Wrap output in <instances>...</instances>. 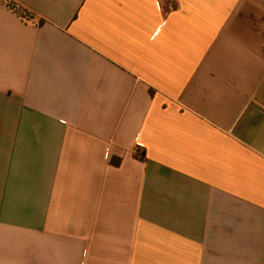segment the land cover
<instances>
[{
    "label": "crops",
    "instance_id": "obj_1",
    "mask_svg": "<svg viewBox=\"0 0 264 264\" xmlns=\"http://www.w3.org/2000/svg\"><path fill=\"white\" fill-rule=\"evenodd\" d=\"M0 264H264V0H0Z\"/></svg>",
    "mask_w": 264,
    "mask_h": 264
},
{
    "label": "trees",
    "instance_id": "obj_2",
    "mask_svg": "<svg viewBox=\"0 0 264 264\" xmlns=\"http://www.w3.org/2000/svg\"><path fill=\"white\" fill-rule=\"evenodd\" d=\"M9 7L11 8H16L15 6H13L11 3H9L8 5ZM20 12V10H19ZM137 158H140V159H145V152L141 151L140 149H137V153L135 154ZM112 163L113 164H119V160L116 161V160H112Z\"/></svg>",
    "mask_w": 264,
    "mask_h": 264
}]
</instances>
